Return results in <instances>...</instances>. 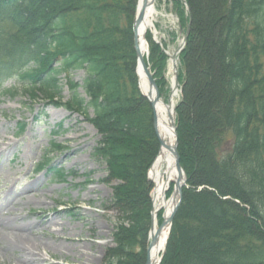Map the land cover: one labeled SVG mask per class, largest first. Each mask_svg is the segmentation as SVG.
<instances>
[{"label":"trees","instance_id":"trees-1","mask_svg":"<svg viewBox=\"0 0 264 264\" xmlns=\"http://www.w3.org/2000/svg\"><path fill=\"white\" fill-rule=\"evenodd\" d=\"M194 1L170 0L177 32L189 30L179 54L182 95L175 107L186 184L159 264H264V0H213L204 38ZM136 4L0 0V94L14 97L4 84L15 80L30 97L41 95L85 116L99 135L92 158L105 166L104 182H117L104 207L117 215L105 264H145L151 224L147 173L159 145L152 108L138 88ZM145 39L147 63L164 97L165 46L150 33ZM203 40L207 94L195 109L189 100V79L195 80L191 45ZM76 71L84 73L81 84L69 78ZM61 75L69 91L65 102ZM189 125L197 126L189 133ZM172 192L173 185L166 199Z\"/></svg>","mask_w":264,"mask_h":264},{"label":"rangeland","instance_id":"rangeland-1","mask_svg":"<svg viewBox=\"0 0 264 264\" xmlns=\"http://www.w3.org/2000/svg\"><path fill=\"white\" fill-rule=\"evenodd\" d=\"M194 2V13L199 12L203 16L198 18V26L204 38L207 12L214 3L213 0ZM155 8L157 13L153 26L147 33L165 46L167 91L162 98L167 103L171 94L170 81L174 77L168 67L169 61L178 51L184 35L177 32L178 20L170 0H155ZM173 34L176 36L173 37ZM203 42L194 41L191 45L194 55L190 74L193 72L195 80L192 82V77L189 79L192 90L189 100L193 101L195 109L207 94L208 81L205 84L206 76L200 73L203 69L200 55L206 49L205 40ZM179 54L176 57L177 81L182 69ZM69 78L81 84L84 73L71 72ZM60 80L65 86L62 101L65 102L69 98L65 75H61ZM4 86L17 94L14 97L0 94V219H7L15 225H32L37 231L36 238L47 241L53 247L47 256L49 264H105V254L108 248L114 246L112 234L117 215L114 211H105L104 207H108L112 187L117 182H104L107 177L105 166L92 158L99 141L97 131L85 116L50 103L41 95L30 97L25 94L24 88L15 80H9ZM181 95L182 88L178 83L174 107ZM87 114L91 117L92 111L88 110ZM194 126L189 125V133L197 125ZM68 156L78 161L79 165L72 166ZM45 162L48 165L38 169ZM49 167L52 169L49 170ZM56 171L60 176L55 174ZM152 193L153 187L151 203ZM158 217L157 213V222ZM50 219L54 220L51 225ZM152 222L151 216L150 230ZM7 232H3L5 240L10 237ZM14 255L0 251V263L14 264Z\"/></svg>","mask_w":264,"mask_h":264},{"label":"bare ground","instance_id":"bare-ground-1","mask_svg":"<svg viewBox=\"0 0 264 264\" xmlns=\"http://www.w3.org/2000/svg\"><path fill=\"white\" fill-rule=\"evenodd\" d=\"M147 1L151 4L146 10L145 18L142 21L137 33L140 57L145 60L146 58L148 59L149 55V49L146 44L145 35L147 31L152 28L153 19L157 13L155 8V0ZM200 57L202 56L200 55ZM171 58L172 57H170V63L168 67L172 71ZM202 73L204 75V72H201V74ZM138 74L141 91L145 95H150V99L153 100L155 94L154 92L150 94L147 80L141 68L138 70ZM176 97L177 91L173 89L169 104H166L163 99L154 104V113L157 121V132L160 140L165 144V146L161 149L156 162L153 164V166H151L148 173L149 179L153 185L152 205L155 219L152 227L154 234L159 229V223L156 220L157 213L160 210H164V218L168 219L171 214L172 207L174 206V202L178 198L177 191L174 189L172 198L167 201L165 199L166 192L170 189L171 185L175 184V182L180 181V183H182L184 179L183 173L178 174L176 172V157L173 153L175 149V137L172 128V118H174L173 106L174 99ZM73 152L75 153L76 151L74 150ZM67 159L71 161L72 166L79 165V162L74 160L71 156H68ZM39 201L40 200H38V202ZM53 222V219L49 220L50 225ZM0 227V251L4 254L14 253L15 255L12 259L14 264H49L47 256L53 247H51L47 241L38 240L36 238L37 231L33 229L32 225H15L10 223L7 219H0ZM6 230L8 231L7 234L10 235V237L8 236L9 238L7 237L8 239L5 240L3 237V232ZM167 235L168 228L165 227L161 230L157 243L150 249L149 264H158V259L162 250L164 249Z\"/></svg>","mask_w":264,"mask_h":264},{"label":"water","instance_id":"water-1","mask_svg":"<svg viewBox=\"0 0 264 264\" xmlns=\"http://www.w3.org/2000/svg\"><path fill=\"white\" fill-rule=\"evenodd\" d=\"M150 4L151 3H149L147 0H138L137 1V8H136V14H135V19H134L133 41H134V50H135L136 59H137L136 74L138 76L139 88H140V79H139L138 70L141 68L143 73H144V76H145V78L147 80V84H148V88H149L150 94H152V92H154V94H155L154 99L151 100L150 99V95L148 96V95L143 94V92L140 89L142 97H144L149 102V104H150V106L152 108L153 129H154V133H155L158 145H159V149H158V155H159L161 149L165 146V144L160 140L158 132H157V127H156L157 121H156V117H155V113H154V104L159 102L160 100H162V97L160 96V93H159L158 87L156 85V82H155V80H154V78L152 76V73L150 72V68L146 64V61L140 57L139 42H138V37H137L138 29H139L142 21L145 18L146 10H147L148 7H150ZM139 5H140V7H139ZM187 36H188V31H186V33L184 35L183 45L179 48V50L176 53H174L171 56L172 57L171 58L172 59V69H173V73H174V78L172 80V86H171V93H172L173 89L177 90V88H178L176 57L180 53V51L182 50V48H183V46L185 44V40H186ZM170 98H171V94H170ZM169 103H170V99L168 100L167 104H169ZM174 111H175V107L173 106V114H174ZM172 128H173L174 137H175V149L173 151L174 156L176 157L175 169H176V172L178 174L183 173L184 179H183L182 183H180V181L175 182L174 189H176V191H177L178 198L174 202V206L172 207V211H171V214H170L169 218L168 219L164 218L162 224L160 225L158 231L155 234L153 233V227H152L153 223H154V218H155L154 217V211L152 210L153 222H152L151 230H150V233H149L150 243H149L148 248L146 250V262H145V264H149V252H150V249L152 248L153 245H155L157 243L161 230L163 228L167 227L168 228V235H169V231H170V227H171L173 218H174V216L176 214V211H177V209H178V207H179V205L181 203L182 188L186 184V176H185V173H184L182 167L180 166V158H179V155H178V152H177V134H176V126H175L174 118H172ZM158 155H157V157H158ZM157 157H156V159H157ZM156 159L154 160L153 164L156 162ZM153 164H152V166H153ZM168 235H167V238H166V242H167V239H168ZM166 242H165V245H166ZM164 250H165V246H164V249L162 250V252L160 254V257L158 259V264L160 263V261L162 259V256L164 254Z\"/></svg>","mask_w":264,"mask_h":264}]
</instances>
